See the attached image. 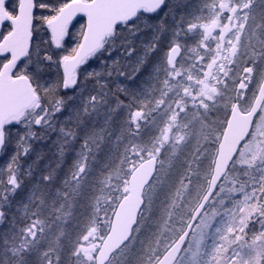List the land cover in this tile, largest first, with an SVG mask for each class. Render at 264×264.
Masks as SVG:
<instances>
[{"label":"snow or ice","instance_id":"snow-or-ice-1","mask_svg":"<svg viewBox=\"0 0 264 264\" xmlns=\"http://www.w3.org/2000/svg\"><path fill=\"white\" fill-rule=\"evenodd\" d=\"M173 2L135 0L126 16L96 32L90 13L74 10L73 0H0V77L34 85L24 107L33 110L35 127L48 123L89 81L97 89L93 107L107 102L105 90L115 76L110 110L121 114L117 140L127 138L93 189L86 213L76 211L80 182L51 200L29 198L19 244L11 249L13 264H114L130 250L144 190L158 165L171 166L189 144L198 167L207 162L205 183L181 227L163 243L158 236L138 264H179L181 253L190 254L191 264H264V0H201L198 10L181 14L143 91H132L124 81H135L158 49ZM137 36L148 41L142 54ZM49 71L54 75L45 80ZM145 126L151 135H143ZM84 171L80 165L77 175ZM7 184L9 194L20 188L15 174ZM186 188L181 184L176 196ZM176 207L174 197L169 209ZM6 215L0 208V224ZM218 216L223 220L204 253ZM254 219L259 230L249 232Z\"/></svg>","mask_w":264,"mask_h":264},{"label":"rangeland","instance_id":"rangeland-1","mask_svg":"<svg viewBox=\"0 0 264 264\" xmlns=\"http://www.w3.org/2000/svg\"><path fill=\"white\" fill-rule=\"evenodd\" d=\"M187 1L189 0H174L171 6L187 8ZM190 13L191 11H187L182 14L187 16ZM179 19L180 16L176 14L175 19L171 18L166 22L167 32L162 33L158 49L150 56L145 69L138 74L135 81H124L127 88L143 91V84L148 82L152 64L162 59L164 46ZM147 42L146 39L142 40L141 36L136 37L141 54L142 43ZM122 52L123 49H118L116 54ZM53 75L54 72L49 71L44 79L51 80ZM118 79L114 76L109 81V88L105 90L109 93L107 102L101 101L93 107L91 96L97 89L93 87V82L89 81L83 85L80 93L73 94L72 98L66 101L62 111L51 113L48 123L36 128L31 112L23 119L17 120L14 127L7 129L6 145L0 155V208L7 214L4 222L0 224V264H13L17 259L11 249L19 244L21 211L25 204L31 202L30 197L43 194L51 200L57 190L69 192L72 186L80 182L82 186L76 198V211H88V200L93 194V189L99 187V179L118 159L127 139L124 137L117 140V137L121 136V114H114L110 110L116 103L111 89ZM122 98L127 102V98ZM44 115L41 113V117ZM30 129L35 132L34 136L26 134ZM151 134V128L145 126L143 135ZM24 147H28L27 152ZM193 153L194 150L189 144L181 155L174 159L171 166L167 162L159 165L153 183L146 188L144 207L134 229L133 240L130 241V250L118 257L114 264H138L140 258L146 255L145 249L155 246L158 236L163 243L166 237H171L181 227L182 218L188 213L189 206L197 199L202 190L201 186L205 183L202 173L206 171L207 162L201 160L198 167ZM161 159L166 160L164 156ZM80 165L84 166L85 171L78 176ZM189 168L192 171H188ZM197 171L201 174H197ZM229 171L234 170L230 168ZM12 174L18 177L20 188L14 194H9L7 180ZM45 177L49 179L45 181ZM181 184L187 185V188L177 197V189ZM174 197L177 199V207L169 209ZM230 204L231 201H228L225 207ZM168 211L174 212L175 215L169 218ZM222 220L223 216H218L209 229L206 243L202 246L204 253L213 244L214 231ZM253 223L249 232L259 230L258 221L254 219ZM189 256L190 254L184 253L179 264H191Z\"/></svg>","mask_w":264,"mask_h":264},{"label":"water","instance_id":"water-1","mask_svg":"<svg viewBox=\"0 0 264 264\" xmlns=\"http://www.w3.org/2000/svg\"><path fill=\"white\" fill-rule=\"evenodd\" d=\"M135 0H73V9H83L90 13L94 30L96 32L103 31L109 23L115 24L120 17L128 14V5ZM18 53L14 52L13 56ZM34 86L32 83L25 84L20 81L9 79L8 77H0V133H3L4 126L11 120H16L17 113L23 110L25 113L30 108L24 106L30 102L31 96L28 91ZM20 116L19 118H21ZM3 145L0 146V150ZM144 205V196L143 204ZM139 208L137 221L134 222V228L138 223L139 215L142 210ZM133 234V233H132Z\"/></svg>","mask_w":264,"mask_h":264},{"label":"flooded vegetation","instance_id":"flooded-vegetation-1","mask_svg":"<svg viewBox=\"0 0 264 264\" xmlns=\"http://www.w3.org/2000/svg\"><path fill=\"white\" fill-rule=\"evenodd\" d=\"M200 2H201V0H189V1H187V4H188L187 8L186 7L183 8V7H180V6H177V5H173L174 14L172 12L169 13L167 19L165 20V24H166V22L169 19H171V18L175 19L176 18V14L181 16L182 13L185 14V12H187V11H191L192 12L193 10H198ZM178 8H182V9H178ZM165 32H167V28L166 27H165ZM167 46L168 45L165 44L164 49H163V53H164V50H166ZM15 122H16L15 120H11L9 123H7V125H10V127H8L7 129H10V128L14 127ZM3 131H4V147H5V145H6V132H7V131H5V126H4ZM3 150H4V148L1 150L0 155L2 154Z\"/></svg>","mask_w":264,"mask_h":264},{"label":"trees","instance_id":"trees-1","mask_svg":"<svg viewBox=\"0 0 264 264\" xmlns=\"http://www.w3.org/2000/svg\"><path fill=\"white\" fill-rule=\"evenodd\" d=\"M254 223L251 224V226L253 225Z\"/></svg>","mask_w":264,"mask_h":264}]
</instances>
